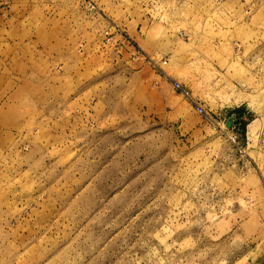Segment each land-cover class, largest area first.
I'll list each match as a JSON object with an SVG mask.
<instances>
[{
  "label": "rangeland",
  "instance_id": "rangeland-1",
  "mask_svg": "<svg viewBox=\"0 0 264 264\" xmlns=\"http://www.w3.org/2000/svg\"><path fill=\"white\" fill-rule=\"evenodd\" d=\"M0 16V264H264V0Z\"/></svg>",
  "mask_w": 264,
  "mask_h": 264
},
{
  "label": "built area",
  "instance_id": "built-area-1",
  "mask_svg": "<svg viewBox=\"0 0 264 264\" xmlns=\"http://www.w3.org/2000/svg\"><path fill=\"white\" fill-rule=\"evenodd\" d=\"M88 8L90 9V10H92L93 9V7L89 4L88 5ZM113 30H115V28L114 27H109L106 31H105V33H104V35H105V37H106V41L107 42H109V41H111L112 40V33H111V31H113ZM172 88L175 90V91H177V92H179L182 96H188L189 95V93H188V91L185 89V88H183L178 82H176V81H173L172 82ZM193 106H194V108H195V110L197 111V112H199V113H202L203 112V110H202V108L199 106V105H197V104H193ZM234 139V138H233Z\"/></svg>",
  "mask_w": 264,
  "mask_h": 264
},
{
  "label": "crops",
  "instance_id": "crops-1",
  "mask_svg": "<svg viewBox=\"0 0 264 264\" xmlns=\"http://www.w3.org/2000/svg\"><path fill=\"white\" fill-rule=\"evenodd\" d=\"M1 17V16H0ZM19 92L15 91L13 94L11 92H9L8 94H4L5 96H15L17 95Z\"/></svg>",
  "mask_w": 264,
  "mask_h": 264
},
{
  "label": "water",
  "instance_id": "water-1",
  "mask_svg": "<svg viewBox=\"0 0 264 264\" xmlns=\"http://www.w3.org/2000/svg\"><path fill=\"white\" fill-rule=\"evenodd\" d=\"M231 126V120H229L226 124V127L229 128Z\"/></svg>",
  "mask_w": 264,
  "mask_h": 264
}]
</instances>
